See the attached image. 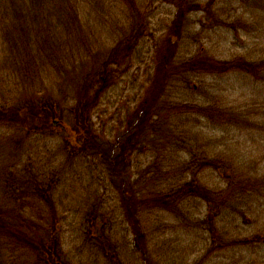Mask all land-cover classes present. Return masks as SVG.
Listing matches in <instances>:
<instances>
[{
    "label": "rangeland",
    "instance_id": "obj_1",
    "mask_svg": "<svg viewBox=\"0 0 264 264\" xmlns=\"http://www.w3.org/2000/svg\"><path fill=\"white\" fill-rule=\"evenodd\" d=\"M81 1L80 18L90 37L84 52L92 55L83 63L70 65L68 71L65 63L61 67L48 62L44 82L38 80L32 88L22 84L20 73L15 78L9 71L1 70L0 105L20 103L35 96L32 95L37 94L35 91H41L40 97L50 100L52 95L67 109L74 102L76 91L72 84L83 81L85 73L105 61L118 46L127 44L129 48L122 49L115 69L117 75L122 73L106 90L92 114L96 133L113 142L128 118L134 120V110L148 96L152 78L158 75L157 62L162 59L163 49L158 47L163 44L162 35L177 9L173 0H136V9L130 0ZM190 1L201 4L202 9L186 16L172 63L177 65L193 58L264 61V0ZM135 10L143 16L146 36L141 43L134 41V46L125 37L135 24ZM2 48L0 41V51ZM56 67L62 69L60 76ZM63 85L65 90L61 91ZM161 106V121L169 127L165 128L166 135L159 132L160 141L166 136L168 142L179 140L189 148L172 151L170 146L163 148L158 140L142 145L144 150L133 154L128 172L130 184L135 182L134 193L141 190L151 197L163 187L193 179L212 195L228 189V180H222L213 168L199 170L200 165L193 164L190 170H184L194 154L203 149L211 157L222 156L234 164L240 180L255 177L264 180L263 79L240 70L184 72L166 84ZM202 106L230 119L236 118L241 125H225L221 120L195 111L174 116L173 110H169ZM64 119L72 122L70 118ZM188 130L191 133L186 136ZM16 132L0 128V205L8 206L12 193L5 187V179H13V170L22 172L30 167L35 176L31 179L32 174L28 175L31 191L38 184L43 190L53 188L60 238L72 264H116L115 259L123 264H146L133 244L139 222L147 231V264H264V240L249 244L237 242L264 229V194L260 201L253 200L249 205L243 200L236 201L237 211L229 209L230 205H222L219 215L198 197L172 208L146 209L135 216L139 221L135 228L124 215L122 191L109 178L106 165L89 155L69 153L59 124L54 125L53 135L23 137ZM197 133L201 136L198 141L193 140ZM21 137L19 142L17 138ZM175 144L171 142L172 146ZM128 196L131 198L132 193ZM35 203L36 218H44L51 211L44 199L36 196ZM224 203H229L228 196ZM95 217L99 226L94 229L96 235L89 236L88 228L92 227ZM101 230L115 245L112 257L101 243L105 239ZM8 264L18 263L9 260Z\"/></svg>",
    "mask_w": 264,
    "mask_h": 264
},
{
    "label": "trees",
    "instance_id": "obj_2",
    "mask_svg": "<svg viewBox=\"0 0 264 264\" xmlns=\"http://www.w3.org/2000/svg\"><path fill=\"white\" fill-rule=\"evenodd\" d=\"M173 1L177 10L172 23L162 35L163 44L158 47L160 50L163 49L162 59L157 62L158 75L152 78V84L147 89L148 96L141 100L134 110V120L131 117L128 118L127 124L124 123L123 130L117 134L113 142L106 141L96 133L92 114L94 109L100 105L106 90L117 81L122 73L117 75L115 69L119 66L118 61L122 57V49L129 48L127 44L118 46L105 61L98 62L95 68L85 73L83 81L72 84L76 92L72 106L67 109L62 108L61 102H57L56 97L52 95L50 100L40 97L41 91H35L37 94H32L35 96L27 97L20 103L0 105V128L14 129L16 133H22L23 137L35 134L53 135V121L58 120L59 127L63 131L64 146L69 153L89 155L106 165V171L110 176L108 177L122 191L124 215L135 228L139 222L138 217L135 216H139V213L146 209L172 208L185 200L198 197L208 203L210 211L219 215L223 211L222 205H230L229 209L237 211L236 201L243 200L249 205L253 200L260 201L264 194V180L259 177L240 180V173L234 164H230V161L222 156H209L204 152L206 149L194 154L192 161L184 170H190L193 164L200 165L199 170L213 168L222 180H228V189L212 195L209 190L199 185L197 179H193L176 186L163 187L151 197L145 196L141 190L137 193L133 192L135 182L130 184L131 175L128 172L132 167L133 154L144 150L142 145L152 141L155 143L158 140L163 148L167 149L170 146L172 151L189 148L187 144H181L179 140L168 142L165 136L161 142L159 137V132L163 131L166 135L165 128L169 127L160 118L161 99L165 93L166 84L176 75L188 71L223 73L240 70L252 74L256 79L264 80V61L193 58L181 61L177 65L172 63V58L177 54L175 49L178 46V38H181L186 16L190 12L202 9L201 4L190 0ZM81 2V0H0V41L3 45L0 51L2 54L0 72L1 70L9 71L10 76L15 78H17L16 74L20 73L19 78L22 76V84H29L32 88L38 80L44 82L43 76L47 75L45 70L48 69L46 68L48 62L61 65V67L65 63L68 71L70 65L80 64L87 60L92 54L84 52L89 47L90 37L88 30L81 22L79 13ZM130 3L135 9L137 8L136 0H130ZM141 16L137 10L134 11L135 24L129 32L130 35L125 37L134 46L136 45L134 41L141 43L146 36V29L142 23L143 16ZM151 37L153 39V36ZM155 54L159 55L158 51ZM81 70L87 71L84 68ZM56 72H59L60 76L62 69L56 67ZM62 79L65 80V78ZM62 88L65 90L64 85L61 86V91ZM169 110H173L174 116L195 111L205 116L208 114L214 120H221L223 122L221 123L225 125L237 127L241 125L238 119H230L229 116H223L221 112L212 111L205 106L202 108L172 107ZM64 117L70 118L72 122H66ZM188 133L191 131H186V136ZM17 135L11 140L13 141ZM200 137L197 133L193 140L198 141ZM17 140L22 142V137ZM171 142L177 144L172 146ZM28 169L22 172L13 170L14 172H11L13 179H5V187L12 193L9 195L11 198L7 203L8 206L0 205V256H2L0 264H8L9 260L18 264H72L61 242V228L54 206L53 188L47 187L43 190L38 184L36 189L31 191L27 183L35 176L30 167ZM30 174H32L31 179L28 177ZM9 184L12 185L9 186ZM129 192L132 193L131 198L128 196ZM36 196L44 199L45 203L50 206L51 211L44 218L39 219L34 216L37 209ZM227 196L229 203H224ZM97 223V217H95L92 227L88 228L87 235H96L94 229L99 226ZM101 231L105 238L101 243L105 246L104 250L107 251L108 256L112 257L114 254L111 251L115 245L106 236L104 230ZM134 232L135 250L142 254L147 264L149 255L146 245L147 231L139 222V228ZM93 239L96 240V237ZM262 240H264V229L260 233H255L237 242L249 244ZM115 261L116 264H123L119 259Z\"/></svg>",
    "mask_w": 264,
    "mask_h": 264
},
{
    "label": "water",
    "instance_id": "obj_3",
    "mask_svg": "<svg viewBox=\"0 0 264 264\" xmlns=\"http://www.w3.org/2000/svg\"><path fill=\"white\" fill-rule=\"evenodd\" d=\"M54 124H55V125L58 124V121H54Z\"/></svg>",
    "mask_w": 264,
    "mask_h": 264
}]
</instances>
